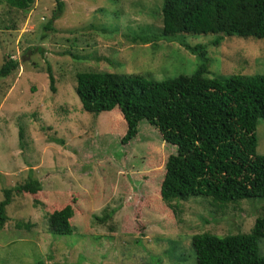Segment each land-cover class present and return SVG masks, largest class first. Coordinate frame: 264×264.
<instances>
[{
	"label": "rangeland",
	"instance_id": "rangeland-1",
	"mask_svg": "<svg viewBox=\"0 0 264 264\" xmlns=\"http://www.w3.org/2000/svg\"><path fill=\"white\" fill-rule=\"evenodd\" d=\"M162 0H34L25 10L0 3V200L2 187L38 178L42 191H14L0 228V264H195L191 235L249 233L264 200L220 204L196 196L170 209L159 194L171 153L160 132L141 120L122 145L118 108L97 116L75 93L78 71L191 74L196 55L161 36ZM158 36V37H156ZM185 34L207 45L208 76L264 73V38ZM142 39H148L144 42ZM150 39V40H149ZM47 67L54 77L50 89ZM264 154V118L256 123ZM70 203L71 234L49 231L48 214ZM21 226H17V223ZM264 253V239L258 240Z\"/></svg>",
	"mask_w": 264,
	"mask_h": 264
},
{
	"label": "trees",
	"instance_id": "trees-1",
	"mask_svg": "<svg viewBox=\"0 0 264 264\" xmlns=\"http://www.w3.org/2000/svg\"><path fill=\"white\" fill-rule=\"evenodd\" d=\"M1 2L25 10L34 0ZM54 2L46 29H51L52 20L64 8V0ZM160 11L162 38L177 41L196 55L194 71L158 80L143 74L78 71L75 93L82 109L97 116L118 108L126 123L119 138L122 145L136 136L141 120L160 132L172 151L164 163L159 194L172 210L173 202L196 196L220 204L264 200V154L256 152L255 132L257 120L264 118V73L208 76L207 45L190 44L183 38L185 34H217L211 41L215 45L222 36L264 38V0H162ZM17 67V60H6L0 77ZM46 69L50 89L55 91L51 69ZM14 191L34 194L42 191V185L28 176L23 183L2 187L0 228ZM72 215L70 203L51 211L49 231L71 234ZM260 239H264V211L249 233H195L191 235L195 264H264Z\"/></svg>",
	"mask_w": 264,
	"mask_h": 264
}]
</instances>
